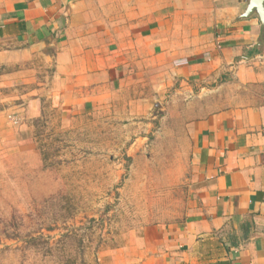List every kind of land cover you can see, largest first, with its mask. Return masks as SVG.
I'll return each mask as SVG.
<instances>
[{
  "label": "crops",
  "instance_id": "1",
  "mask_svg": "<svg viewBox=\"0 0 264 264\" xmlns=\"http://www.w3.org/2000/svg\"><path fill=\"white\" fill-rule=\"evenodd\" d=\"M248 1L0 0V142L29 148L46 107L139 133L161 113L188 137L186 217L133 239L127 264H264V34Z\"/></svg>",
  "mask_w": 264,
  "mask_h": 264
},
{
  "label": "rangeland",
  "instance_id": "2",
  "mask_svg": "<svg viewBox=\"0 0 264 264\" xmlns=\"http://www.w3.org/2000/svg\"><path fill=\"white\" fill-rule=\"evenodd\" d=\"M141 123L46 107L29 148L0 142V264H127L133 239L184 221L188 137L161 113Z\"/></svg>",
  "mask_w": 264,
  "mask_h": 264
},
{
  "label": "water",
  "instance_id": "3",
  "mask_svg": "<svg viewBox=\"0 0 264 264\" xmlns=\"http://www.w3.org/2000/svg\"><path fill=\"white\" fill-rule=\"evenodd\" d=\"M254 15H258L263 27L264 34V0H249L248 7L242 15V19H248Z\"/></svg>",
  "mask_w": 264,
  "mask_h": 264
},
{
  "label": "built area",
  "instance_id": "4",
  "mask_svg": "<svg viewBox=\"0 0 264 264\" xmlns=\"http://www.w3.org/2000/svg\"><path fill=\"white\" fill-rule=\"evenodd\" d=\"M13 119H12V122H13V124H15V125H17L18 124V119L17 118H15V117H12Z\"/></svg>",
  "mask_w": 264,
  "mask_h": 264
}]
</instances>
